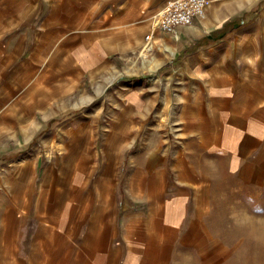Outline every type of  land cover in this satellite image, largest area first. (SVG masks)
<instances>
[{
  "label": "crops",
  "instance_id": "obj_1",
  "mask_svg": "<svg viewBox=\"0 0 264 264\" xmlns=\"http://www.w3.org/2000/svg\"><path fill=\"white\" fill-rule=\"evenodd\" d=\"M17 1L0 4V239L13 212L25 259L236 264L226 241L264 226V0H210L178 38L167 0Z\"/></svg>",
  "mask_w": 264,
  "mask_h": 264
},
{
  "label": "rangeland",
  "instance_id": "obj_2",
  "mask_svg": "<svg viewBox=\"0 0 264 264\" xmlns=\"http://www.w3.org/2000/svg\"><path fill=\"white\" fill-rule=\"evenodd\" d=\"M13 1L14 0H0V4H1V2H4L5 4H7V3H11ZM15 1H17V0H15ZM17 2L26 3V5H27L26 7H29V8H34L37 6H38V8H40V5H41L42 12L44 10H46V5H47V1H45V0H18ZM204 18H196L194 20V23L196 20L204 19ZM187 26H190V25H187ZM182 27H185V26H182ZM180 29H181V27H180ZM180 29H179L178 35H174L172 33H168V34H171V35L178 38L180 36ZM165 33H167V32H165ZM145 39H146V41H149V40H147L146 37H145ZM149 51H147V50L143 51V47H142V48L136 49L135 51H131L130 57L134 58L135 63L137 62V59H139V61L140 60L146 61L148 59L147 53H150ZM136 55H138V58ZM122 65L124 66V67H122L123 68L122 71L124 73V72H126V65H124V64H122ZM137 75H139V74H137ZM196 178H198V177H196ZM186 180L189 181L188 178H186ZM142 190H143V187H141V185H139V191H142ZM121 195L123 197H125V192H123V193L120 192V196ZM226 195L230 200H232L233 196H232L231 192H227ZM12 199L15 202H19V201H16L14 197H12ZM118 200H119V202L121 201V199H118ZM18 204L20 205V203H18ZM257 210L259 212L260 210H263V209L257 208ZM231 213L232 212L228 207V211H227L228 216H231ZM10 214L11 215H7V214L4 215L5 216L4 225H3L4 230H3V236L0 239V264H60L61 263L60 257L58 258L57 255L46 254L47 249H45V251L42 253L41 249L43 248V245H41L39 247L40 250L38 249L37 252H34L35 250L33 251L30 259H25V258L19 256L18 252H17V250H18V240L16 239L17 235L15 236V238L13 237V239H11L13 236L12 231L15 233V225L10 223L12 221V219L14 218V213L10 212ZM16 215L21 216V213H17ZM246 222H248V224H250L251 227L254 226V224L256 223V221L251 220V222H250L248 219L246 220ZM241 225H242L241 229H243V232H242V235H240V238L239 239L235 238L232 241L229 239L226 241V243L228 244V243L232 242L235 245L234 246L235 251L237 252L235 258L237 259V261L240 264H259V263L262 264L261 259L264 258V256H263V254H264V236L254 237L253 234L251 233L250 238H249L248 234L244 230V225L243 224H241ZM260 226H261L260 228H262V230H263V235H264V226L263 225H260ZM227 230L228 229L225 227V231H227ZM234 237H236V236H234ZM254 243H256L255 250L253 247ZM229 261L235 262L236 264H238V262L234 259V257L232 260H229Z\"/></svg>",
  "mask_w": 264,
  "mask_h": 264
},
{
  "label": "built area",
  "instance_id": "obj_3",
  "mask_svg": "<svg viewBox=\"0 0 264 264\" xmlns=\"http://www.w3.org/2000/svg\"><path fill=\"white\" fill-rule=\"evenodd\" d=\"M210 0H167L158 17V27L167 33L179 34L182 26L192 25L196 18H204ZM150 40V35L146 37Z\"/></svg>",
  "mask_w": 264,
  "mask_h": 264
},
{
  "label": "bare ground",
  "instance_id": "obj_4",
  "mask_svg": "<svg viewBox=\"0 0 264 264\" xmlns=\"http://www.w3.org/2000/svg\"><path fill=\"white\" fill-rule=\"evenodd\" d=\"M63 45V44H62ZM61 52V51H60ZM54 55H55V52H54ZM56 56V55H55ZM52 57V56H51ZM144 57V56H143ZM56 58H58V56H56ZM51 59V58H50ZM59 59H61V58H59ZM50 61H52V59L50 60ZM53 63V62H52ZM149 63V62H148ZM58 64V63H57ZM147 64V63H146ZM149 65V64H148ZM53 69V68H52ZM149 71H150V69H149ZM58 137V136H57ZM242 156V155H241ZM85 161V160H84ZM107 171V170H106ZM261 226H260V224L258 223V225H256V227H255V229H254V231H253V234H255V236L256 237H261V236H264L263 235V230H262V228H260ZM253 247H254V250H255V247H256V243H254L253 244ZM255 253V252H254ZM253 254V253H252ZM263 256H264V254H263ZM262 260V264H264V258L263 259H261ZM260 264V263H259Z\"/></svg>",
  "mask_w": 264,
  "mask_h": 264
}]
</instances>
